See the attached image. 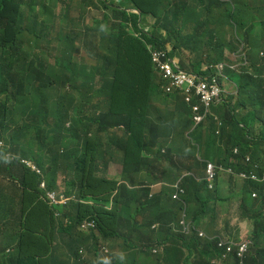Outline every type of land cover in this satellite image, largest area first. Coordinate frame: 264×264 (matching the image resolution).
I'll use <instances>...</instances> for the list:
<instances>
[{"label": "clouds", "instance_id": "9594fccd", "mask_svg": "<svg viewBox=\"0 0 264 264\" xmlns=\"http://www.w3.org/2000/svg\"><path fill=\"white\" fill-rule=\"evenodd\" d=\"M73 1L14 0L13 14L0 17V55L30 74L0 84V199L14 184L29 215L65 227L111 196L99 220H80L78 230L89 241L79 248V264H109L111 256L129 264H248L251 252L264 258V13L244 0H219L237 11L235 28L225 23L221 39L202 29L220 15L210 1L150 0L148 19L165 37L148 40L139 5L102 10L78 0L86 10L97 8L87 11L89 22L87 13L70 15ZM123 9L130 12L123 23L131 41L119 24ZM101 20L121 38L120 50L102 51L87 39ZM64 28L75 30L71 37L81 50L55 60L50 43ZM41 51L42 65L24 66ZM233 72L255 80V87L241 91ZM86 161L95 167L85 174ZM127 161L135 171L137 163L154 168L164 184L149 191L124 175L107 177L111 164ZM191 177L204 184L203 200L188 198L184 182ZM115 180L126 182L125 207H114L121 189ZM85 184L94 196L85 194ZM164 187L172 189L177 219L159 232L157 224L149 226L158 210L149 213L132 199L148 190L152 200ZM246 219L253 224L248 235ZM17 247L2 233L0 252ZM23 264L49 263L36 255Z\"/></svg>", "mask_w": 264, "mask_h": 264}, {"label": "trees", "instance_id": "16d2710c", "mask_svg": "<svg viewBox=\"0 0 264 264\" xmlns=\"http://www.w3.org/2000/svg\"><path fill=\"white\" fill-rule=\"evenodd\" d=\"M210 1L218 11L220 15H214L211 22L206 23L202 26V29L209 34L223 39L225 34V23L232 25L235 28L233 20L236 21L237 11L232 6H228L226 2L219 0H208ZM246 3L255 5L259 15L262 16L264 13V5H257L255 0H244ZM86 5L94 4L98 9L111 10L119 7H130L132 5H139L143 14V21L149 30L145 33V37L148 40H161L165 37L164 31L159 23L150 22L147 16V10L150 0H83ZM14 0H0V17L10 16L13 14ZM115 12V11H114ZM130 12L123 9L119 13V24L126 33V38L131 41L134 38L132 30L128 28L123 20L129 15ZM114 17H111V20ZM108 24L107 20H101L97 23L95 34L90 35L88 30L86 31L87 39L90 41H98L101 50L107 52H114L120 50L122 47L121 38L113 32L110 28H106ZM214 24V26H211ZM75 30L70 28H64L59 31L57 42L55 45L52 43L50 53L54 56L55 60H66L76 54L80 53L81 48L76 46L71 34H74ZM237 43L241 41L235 38ZM46 53L41 51L39 53L32 52L31 56L27 58L24 66H34V63L43 64ZM246 69L244 66L242 71ZM241 71V72H242ZM241 72H233L230 78L237 83L238 88L241 91L248 90L250 87H255V80L243 79ZM30 79V74L24 71L22 66H17L7 62L2 55H0V84L1 85H14L16 83L26 81ZM91 160V159H89ZM95 167L92 161H86L83 166V172L86 174L87 171H91ZM115 183L119 184L121 189L113 198L114 207L120 208L125 207L127 203L125 200V184L126 182L115 180ZM258 185L251 184L247 187L256 188ZM184 187L188 191L189 199L203 200L204 196V184L197 183L196 180L191 177L184 182ZM85 194L88 196H94L90 185H83ZM170 187H164L161 195L155 197L152 200L148 199V190H144L141 196L134 197L132 200L139 203L147 208L149 213L152 210L157 209V217L155 219H149V226L154 224L158 225L159 232L172 229V224L176 222L177 215L173 211V201L171 200ZM111 196L106 195L101 197L102 203L98 206L97 204L90 208L79 220L63 227L58 226L54 221L48 219L37 218L29 215L19 204L17 200V186L11 185L6 192L1 195L0 199V236L2 233H8L13 239L18 242V247L12 254H5L0 252V264H23L30 257L36 255H42L47 263L49 264H79L78 251L80 247L88 245V237L78 230V225L82 219L99 220L108 201ZM103 235L108 236L106 231H102ZM68 235L69 239L64 241V236ZM155 238L152 237L149 240V244L153 245ZM257 247V245L255 246ZM62 256L65 259H62ZM264 264V258L260 260L256 259L252 255L249 256L247 261L248 264ZM84 264H90L84 261ZM109 264H129L126 259L119 256H111ZM137 264V263H135ZM164 264H168L165 259ZM229 264H239L237 261H233Z\"/></svg>", "mask_w": 264, "mask_h": 264}, {"label": "crops", "instance_id": "0c3cea01", "mask_svg": "<svg viewBox=\"0 0 264 264\" xmlns=\"http://www.w3.org/2000/svg\"><path fill=\"white\" fill-rule=\"evenodd\" d=\"M134 161H127V163H123L120 166H115L114 164H111L110 168L106 171V175L110 179H118L121 176H126L128 179L134 184L138 186L147 187L149 191H152L156 186H159L161 184H164L159 176L155 173V169L149 166H143L139 167V163H137L136 169L132 170V166L130 163ZM128 168V171L125 172V168ZM138 170V171H137ZM95 175H99V172H97ZM177 177H174L173 180H175ZM174 182V181H173ZM220 195L222 198L226 197V191H221ZM246 215H248V212H246ZM245 224L242 225L244 229L245 234H249L252 231L253 224L249 222L247 219L245 220Z\"/></svg>", "mask_w": 264, "mask_h": 264}, {"label": "rangeland", "instance_id": "374dc122", "mask_svg": "<svg viewBox=\"0 0 264 264\" xmlns=\"http://www.w3.org/2000/svg\"><path fill=\"white\" fill-rule=\"evenodd\" d=\"M52 9H53V13H58L60 11V4H58V6L52 7ZM69 11H70V15L75 16V15H77L79 13H87V11H90V12L91 11H94V12H96L97 11V8L92 7L90 9H87L86 10L84 8V6L78 2V0H74L72 2V4L70 5V7H69ZM88 13H87V16H86V21H89L90 22L91 19L88 18ZM44 33H45V35H47V32L46 31H44ZM44 46H45V41L42 40V39H38V47H44ZM81 56L83 58H88V55H87V52L86 51H83L81 53ZM226 208L229 209V207H226ZM261 238H264V237L262 236ZM168 264H176V263L169 262Z\"/></svg>", "mask_w": 264, "mask_h": 264}]
</instances>
